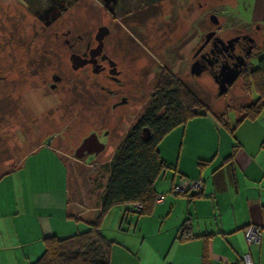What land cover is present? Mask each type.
<instances>
[{
    "label": "rangeland",
    "instance_id": "1",
    "mask_svg": "<svg viewBox=\"0 0 264 264\" xmlns=\"http://www.w3.org/2000/svg\"><path fill=\"white\" fill-rule=\"evenodd\" d=\"M28 1L32 8L33 2ZM129 1L138 23L119 20L121 25L113 29V38L107 41L108 49L120 58L133 81L131 90L124 94L127 103L115 105L111 96L97 89L102 77L91 75L88 70L71 72L67 60L69 48L61 42L67 32H70L68 39L85 38L95 32L84 8L72 7L62 16L64 22L59 27L46 29L37 23L32 25L35 18L21 0H0V69L11 59L13 93L24 95L23 108L19 106L13 117L9 147L6 148L3 135L0 141V176L35 147L53 146L68 166L71 207L81 213L90 210L93 217L98 213L95 208L108 177L112 154L128 129L154 101L162 71L189 91L207 114L232 127L242 110L255 102L256 95L242 75L218 97L211 75L190 74L192 55L205 34L214 31L221 40L243 34L254 39L257 52L249 60L250 70L264 57V0H168L163 2L162 10L143 8L146 0ZM211 15L216 17L217 25L209 22ZM118 33L122 42L114 37ZM44 37L48 39L42 42ZM56 37L58 42L53 39ZM78 47L83 52V44ZM134 61L137 70L132 69ZM52 76L60 77L61 81L55 82ZM39 81L43 87L37 90L34 85ZM25 97L30 103L28 107ZM259 117L264 119V111ZM34 120L42 123L37 133ZM90 131L98 136L106 132L107 139L99 138L105 143L103 151L90 159L74 158L72 148ZM52 134L61 135L62 139L50 146L46 140ZM23 179L21 173L7 175L1 179L0 188ZM0 190L4 192L5 187ZM111 224L112 220L106 225L107 234L112 233ZM113 227H117V222Z\"/></svg>",
    "mask_w": 264,
    "mask_h": 264
},
{
    "label": "crops",
    "instance_id": "2",
    "mask_svg": "<svg viewBox=\"0 0 264 264\" xmlns=\"http://www.w3.org/2000/svg\"><path fill=\"white\" fill-rule=\"evenodd\" d=\"M158 153L169 169L154 184L163 199L151 214L129 213L119 205L103 217L100 232L114 242L110 264H237L244 255L263 264L264 119L244 120L230 136L206 114L164 137ZM14 173L24 179L0 188L5 187L0 190V264H33L44 239L84 233L96 221L90 210L71 207L68 166L53 146L32 149L0 176V184ZM181 178L199 181L200 191L172 194ZM95 210L99 213L100 206ZM186 221L193 238L181 240ZM249 225L261 229L259 245L245 243L243 230Z\"/></svg>",
    "mask_w": 264,
    "mask_h": 264
},
{
    "label": "trees",
    "instance_id": "3",
    "mask_svg": "<svg viewBox=\"0 0 264 264\" xmlns=\"http://www.w3.org/2000/svg\"><path fill=\"white\" fill-rule=\"evenodd\" d=\"M243 76L256 100L242 110L231 129L224 122L217 121L230 136L242 121L255 120L264 111V57L255 69L245 71ZM206 114L207 111L189 91L162 71L154 101L128 129L108 163V179L99 198L100 211L96 221L89 224L84 233L65 239H44L43 253L33 264H110L114 242L100 232L104 215L112 207L135 203L141 206L140 211L132 212L125 207L126 211L140 216L150 215L156 200L154 184L169 169L159 156V143L176 128ZM143 129L147 130V137ZM180 233L181 240L193 238L187 221L181 225Z\"/></svg>",
    "mask_w": 264,
    "mask_h": 264
},
{
    "label": "flooded vegetation",
    "instance_id": "4",
    "mask_svg": "<svg viewBox=\"0 0 264 264\" xmlns=\"http://www.w3.org/2000/svg\"><path fill=\"white\" fill-rule=\"evenodd\" d=\"M21 1L23 6L30 10L35 18V23L32 22V25L34 26L37 23L41 28L46 29H52L56 26L59 27V24L64 22L61 20L62 16L72 7L84 8L88 15L89 23H92L90 27L95 29V32H90V35L85 38L75 37L76 39L72 37L68 39L70 32L65 34L61 42L69 48L67 60L70 70L73 73L88 70L91 75L102 77V81L97 85L98 91L111 96L115 101V105H125V103H127L124 94L131 90L129 87H133V81L130 80L132 76L127 70H124L123 64H120V58H117L116 55L113 56L112 52L107 47V41L109 38H113V29L117 28L118 24L121 25V20L138 23L136 20L137 15H134L135 11L132 10L129 0H31L33 2L32 8L29 7V1ZM133 1L137 3L140 0ZM164 1L168 0H146L144 2L146 4L143 8H159V10H162ZM93 2H96L98 6L94 5ZM127 12L132 13V15L125 14ZM100 28H105L107 33L101 40L100 51L97 52L96 48L99 42L96 38V34ZM254 28L258 30L259 26L255 25ZM211 32H213V35L206 39V35ZM211 32L205 34L201 44L191 58L192 64L196 63V66L199 68L200 75L209 74L213 80L220 81L224 73L230 69L239 70L240 74L238 77L244 75L245 71H251L249 69V60L253 54L257 52L256 43L251 36L246 34L235 35L227 40H221L215 35L214 31ZM114 37L117 38L116 41L119 40V42H122L119 33ZM47 39L48 38L44 37L42 42ZM53 39L58 42L59 37ZM231 40L232 43L228 44V41ZM79 44H83V52L80 51L78 47ZM262 45H264V41ZM73 55L79 56L80 60L84 62L82 67L73 69L71 61ZM239 64H241V67H239ZM132 66V69L136 68L137 70L135 61ZM52 79H56L55 82L57 83L61 81L58 76H52ZM12 81L13 77L10 59L6 67L0 69V141H2L3 135L5 137L6 148H8L9 143H11L13 117H16L18 114L17 111L19 110V106L21 109L23 108L24 95H14ZM34 87L39 90L43 87V83L39 81ZM25 99V104L28 107L30 103L27 97H25ZM34 122L36 123L35 129L37 133L42 123L39 122V120H34ZM105 133L106 132H103L100 136H104L107 139ZM100 136L93 131H90L87 135H83L79 144L72 148L73 156L75 154H80L83 158L94 156L93 151L96 149L97 144L101 143L99 140ZM58 139H62V136L52 134L46 141L51 146ZM7 152L8 150L5 149V155H7Z\"/></svg>",
    "mask_w": 264,
    "mask_h": 264
},
{
    "label": "water",
    "instance_id": "5",
    "mask_svg": "<svg viewBox=\"0 0 264 264\" xmlns=\"http://www.w3.org/2000/svg\"><path fill=\"white\" fill-rule=\"evenodd\" d=\"M210 22L213 25H217L218 21L216 19V17L214 15H211L209 17ZM106 29L105 28H100L96 34V38L98 39V46L96 48V51L99 52L101 49V40L102 38L106 35ZM213 35V32L209 33L206 35V39L210 38ZM231 41H228V44H231ZM71 61H72V65H73V69H77L79 67H82L84 62H82L79 58V56H75L73 55L71 57ZM239 67H241V64H239ZM190 74L194 75L195 77H198L200 75V70L199 68L196 66V63H193L190 67ZM240 74L239 70H234V69H230L227 72L224 73L223 77L221 78L220 81H215V84L217 85V96H222L228 89V87H230L238 78ZM143 132L146 134L145 137H147L148 132L146 129H143ZM49 144V143H48ZM104 145L102 143H98L96 146V149L93 151V157H96L99 153H101L104 149ZM74 158L76 159H82L83 156L80 154H75ZM91 157H89L88 159H90Z\"/></svg>",
    "mask_w": 264,
    "mask_h": 264
},
{
    "label": "built area",
    "instance_id": "6",
    "mask_svg": "<svg viewBox=\"0 0 264 264\" xmlns=\"http://www.w3.org/2000/svg\"><path fill=\"white\" fill-rule=\"evenodd\" d=\"M201 189V183L197 180H190L181 178L176 184H174L170 192L174 195H183L188 192L198 193ZM163 199L162 195L156 196L155 202H161ZM125 207L132 212H138L141 210V206L137 203L127 204ZM243 237L247 246L259 245L261 240V229L257 226L249 225L243 230ZM237 264H254L248 255H244L240 258ZM264 264V262H263Z\"/></svg>",
    "mask_w": 264,
    "mask_h": 264
}]
</instances>
